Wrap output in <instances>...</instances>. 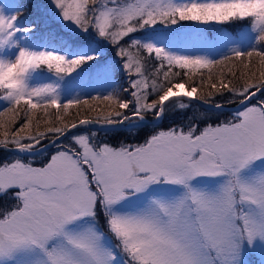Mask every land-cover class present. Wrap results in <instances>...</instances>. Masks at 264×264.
I'll use <instances>...</instances> for the list:
<instances>
[{
  "label": "snow or ice",
  "instance_id": "1",
  "mask_svg": "<svg viewBox=\"0 0 264 264\" xmlns=\"http://www.w3.org/2000/svg\"><path fill=\"white\" fill-rule=\"evenodd\" d=\"M194 100V122L160 127ZM124 125L143 137L98 139ZM255 252L264 0H0V264Z\"/></svg>",
  "mask_w": 264,
  "mask_h": 264
},
{
  "label": "trees",
  "instance_id": "2",
  "mask_svg": "<svg viewBox=\"0 0 264 264\" xmlns=\"http://www.w3.org/2000/svg\"><path fill=\"white\" fill-rule=\"evenodd\" d=\"M27 2V0H25ZM33 11H35L33 9ZM108 49V53L110 56L109 58H115V51L111 50V47L108 46L106 47ZM46 71V70H45ZM215 71H219V69H216ZM176 82V81H174ZM207 91V90H205ZM187 102V101H185ZM231 107V106H228ZM204 111V108L196 105L195 103L191 102L190 107L187 109H180L177 105H172L170 106V110L168 113L169 119H166L165 121H162L160 123V127L166 128L172 124H182L186 123L189 120H193L194 118L198 117L200 113ZM74 114V113H73ZM93 116L96 114L93 113ZM224 117H222L223 119ZM71 119V117H69ZM153 126H148L149 129H151ZM42 130V129H41ZM136 133H139L140 138L143 137V130L142 129H127V130H116V131H110V132H98V139L99 140H107L110 143L117 144L121 141L131 139L132 136ZM39 159V157H38Z\"/></svg>",
  "mask_w": 264,
  "mask_h": 264
},
{
  "label": "rangeland",
  "instance_id": "3",
  "mask_svg": "<svg viewBox=\"0 0 264 264\" xmlns=\"http://www.w3.org/2000/svg\"><path fill=\"white\" fill-rule=\"evenodd\" d=\"M4 2H9V0H4ZM108 53V49L105 47L102 49V54L105 56V57H108L110 56V54H107ZM45 74H46V71H45ZM47 75V74H46ZM92 87H99L98 85H91L89 87H86L85 88V91H91L92 90ZM68 93H65V95H67ZM95 94V93H93ZM73 113H75V109L71 110ZM253 257H255V260H253ZM262 258L261 255L259 254V252H255V253H251V254H247L246 255V260L248 262V264H262Z\"/></svg>",
  "mask_w": 264,
  "mask_h": 264
},
{
  "label": "water",
  "instance_id": "4",
  "mask_svg": "<svg viewBox=\"0 0 264 264\" xmlns=\"http://www.w3.org/2000/svg\"><path fill=\"white\" fill-rule=\"evenodd\" d=\"M191 102L195 103L196 105H198V106H200L202 108L205 107L198 100H194V101H191ZM228 111H231V107H228ZM148 126H153V125L151 123H149ZM93 127H95V126H93ZM127 129H129L128 126L127 125H124V126H118L114 131H116V130H127ZM99 132H110V131L109 130H100Z\"/></svg>",
  "mask_w": 264,
  "mask_h": 264
}]
</instances>
